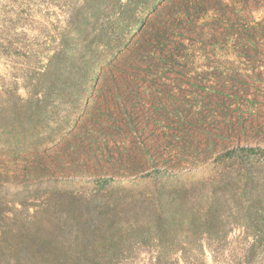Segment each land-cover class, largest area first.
<instances>
[{
    "label": "trees",
    "instance_id": "1",
    "mask_svg": "<svg viewBox=\"0 0 264 264\" xmlns=\"http://www.w3.org/2000/svg\"><path fill=\"white\" fill-rule=\"evenodd\" d=\"M262 69L264 0H0V264H264Z\"/></svg>",
    "mask_w": 264,
    "mask_h": 264
},
{
    "label": "rangeland",
    "instance_id": "2",
    "mask_svg": "<svg viewBox=\"0 0 264 264\" xmlns=\"http://www.w3.org/2000/svg\"><path fill=\"white\" fill-rule=\"evenodd\" d=\"M60 14V21H63V16ZM263 15V12L260 9H257L254 16L260 17ZM262 76H264V69L261 71ZM264 91V90H263ZM23 94V91H21ZM250 99L253 101L251 103H246L240 107V109H235V105L233 106V115L236 119L238 117H243L246 121V128L242 130V132L235 134L233 138H231L230 141L227 142L226 145H248V146H261L264 147V92L259 91V89H255L254 91H251ZM241 131V130H240ZM218 149H221L218 147ZM90 165V164H89ZM74 167H78L79 169H89L92 167L87 168L86 165H83L81 162L76 163ZM199 169V167H197ZM89 173L92 174V176H86L83 173H75L72 171H68L64 177H68L70 179L76 178V179H89V178H98L99 174L95 170L89 169ZM262 175L264 174V170H261ZM106 174H110V172H106ZM116 177V176H115ZM174 193L173 190L165 189V188H156L153 184L148 187V189H143L138 192L134 191L131 193ZM188 191V190H187ZM189 192V191H188ZM81 193H89L85 191H81ZM122 193V192H117ZM192 193H206L203 189H195ZM240 233L239 229H234L231 236H237ZM208 256V253L206 254Z\"/></svg>",
    "mask_w": 264,
    "mask_h": 264
}]
</instances>
